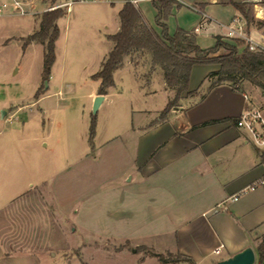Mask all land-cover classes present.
<instances>
[{
	"label": "rangeland",
	"instance_id": "1",
	"mask_svg": "<svg viewBox=\"0 0 264 264\" xmlns=\"http://www.w3.org/2000/svg\"><path fill=\"white\" fill-rule=\"evenodd\" d=\"M19 1L26 13L10 4L0 12V239L4 251L30 257L31 264H139L146 250L138 252L140 245L127 240L145 244L150 231L169 222L165 216L151 220L154 212L122 208L124 186L129 184L125 182L128 158L135 156L138 146L155 141L150 133L143 137L142 131L151 132L160 115L147 114L163 109L169 100L163 92L157 97L146 95L152 53L141 49L128 56L139 64L137 73L127 63L116 70L115 86L94 115L89 93L98 88L99 80L92 75L113 46L105 32H115L116 9H110L106 23L99 3H75L74 11L57 21L56 60L50 78L45 79V43L30 41L29 35L40 29L47 8L63 0ZM110 1L120 6V0ZM253 8L257 26L260 20L255 19ZM214 44L211 34L202 40L204 48ZM239 47L242 50L245 44L239 42ZM201 68L197 67V77ZM209 76L211 82L216 79ZM152 85L161 87L157 78ZM244 86L261 105L262 90L249 81ZM140 230L146 234L135 236ZM146 264L159 263L156 257H148Z\"/></svg>",
	"mask_w": 264,
	"mask_h": 264
},
{
	"label": "crops",
	"instance_id": "2",
	"mask_svg": "<svg viewBox=\"0 0 264 264\" xmlns=\"http://www.w3.org/2000/svg\"><path fill=\"white\" fill-rule=\"evenodd\" d=\"M126 1H132L148 23L161 32L155 21L157 9L153 0H120L118 8L110 0L94 3H99L97 7L105 15V22L110 9H116V33L121 27L119 12ZM178 2L167 20L170 33L181 27L194 35L200 46L210 34L215 42L216 36L225 38L232 18L240 13L231 0ZM74 9L73 6L70 11ZM108 34L113 33L105 32L106 36ZM127 58L124 64H129L137 73L139 64L136 65L131 57ZM197 67H202L198 77ZM216 70V64L194 65L190 90L203 91L195 95L184 94L181 105L172 109L165 119L159 116L163 109L147 114V117L159 116V121L151 132L141 130L142 136L150 133L155 141L151 145L138 146L135 156L130 155L125 166V182L129 184L124 186V212H154L151 220L165 216L169 221V226L150 231L145 244H139L141 240L137 239L127 241L136 246L153 247L158 253L180 252L190 256L194 264H217L248 246L256 252L258 242L264 236V182L242 193L239 200L230 199L264 179V149L258 148L249 133L234 123L254 106H260L263 111L264 98L259 105L245 86L244 91L235 90L228 83L209 88L210 72ZM195 77L198 78L196 83ZM154 78L159 80L161 87H153ZM147 84V96L157 97L160 92L169 100L174 96L159 67L149 74ZM97 94V89L89 93L91 99ZM140 127L144 128L143 125ZM134 234L139 236L146 232L140 230ZM131 236L134 235L131 233ZM157 236L163 239L158 241ZM221 246L217 253L216 249ZM4 249V241L0 239V264H31L30 257H15ZM148 257H156L159 264H190L187 261L163 263L151 255L144 256L139 264H146Z\"/></svg>",
	"mask_w": 264,
	"mask_h": 264
},
{
	"label": "trees",
	"instance_id": "3",
	"mask_svg": "<svg viewBox=\"0 0 264 264\" xmlns=\"http://www.w3.org/2000/svg\"><path fill=\"white\" fill-rule=\"evenodd\" d=\"M231 3L250 24L255 22L252 14L253 0H231ZM178 4V0H153V5L157 9L155 21L161 27V32H158L148 23L142 11L132 1L124 3L119 12L121 20L119 31L107 35L114 46L102 62L100 69L92 75L93 79L100 81L98 93L108 94L109 89L115 86L114 73L124 65L127 56L141 49H147L152 53L150 72L157 67L161 68L168 88L174 91V96L161 111V119H165L172 109L181 105L180 101L185 91L187 95L197 93V89H189L192 70L196 64L219 63V69L210 72V75L215 76L216 79L211 82L209 88L228 83L235 90L244 91V81H249L259 87L264 96V52H253L248 48L240 50L239 42L241 41L224 40L222 36H216L213 46L204 48L198 44L194 35L181 27L174 33H170L167 20L174 6ZM66 13L67 10L63 7L46 11L40 29L29 35L30 41L40 40L45 43L42 71L45 79L50 78L52 66L56 60V41L60 35L57 21ZM257 24V27L264 31V20L257 21ZM221 50L225 53L218 54ZM95 135L94 116L90 127L92 147H94ZM142 250H146V255L157 256L163 263L187 261L194 264L190 256L180 252L158 253L153 247L138 246L137 251ZM256 252L257 264H264V236L260 238Z\"/></svg>",
	"mask_w": 264,
	"mask_h": 264
},
{
	"label": "built area",
	"instance_id": "4",
	"mask_svg": "<svg viewBox=\"0 0 264 264\" xmlns=\"http://www.w3.org/2000/svg\"><path fill=\"white\" fill-rule=\"evenodd\" d=\"M84 1H99V0H63L60 3L50 5L47 10H54L57 8L65 7L67 11H70L73 8V5L77 2ZM254 1V17L256 20H264V2L263 0H253ZM14 6L15 10L20 11L21 13H26L23 9L19 0H1L0 2V12L8 6ZM228 30L225 35V39L241 41L245 44L244 48H248L250 51H263L264 52V31L259 29L256 25L250 24L247 18L239 13L234 16L228 25ZM248 99V94H244ZM236 126L246 130L253 143L261 149H264V113L260 107H253L250 110L245 111L241 116L238 117ZM264 182V179L258 181L256 184H253L243 190L240 193L234 194L230 197L232 201L239 200L242 193L254 189L258 184ZM221 247L216 249V252L219 253Z\"/></svg>",
	"mask_w": 264,
	"mask_h": 264
},
{
	"label": "water",
	"instance_id": "5",
	"mask_svg": "<svg viewBox=\"0 0 264 264\" xmlns=\"http://www.w3.org/2000/svg\"><path fill=\"white\" fill-rule=\"evenodd\" d=\"M47 85V82H46ZM106 94H97L93 99V114L98 113L99 107L105 100ZM4 113V110H3ZM256 252L253 247L248 246L232 256L219 260L217 264H255L256 262Z\"/></svg>",
	"mask_w": 264,
	"mask_h": 264
}]
</instances>
